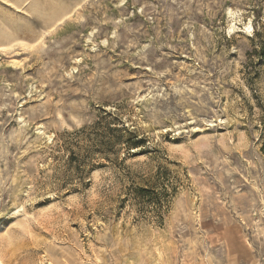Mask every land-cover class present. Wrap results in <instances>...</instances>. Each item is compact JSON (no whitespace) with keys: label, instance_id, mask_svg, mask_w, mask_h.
Segmentation results:
<instances>
[{"label":"rangeland","instance_id":"1","mask_svg":"<svg viewBox=\"0 0 264 264\" xmlns=\"http://www.w3.org/2000/svg\"><path fill=\"white\" fill-rule=\"evenodd\" d=\"M3 44L0 264H264V0L1 2Z\"/></svg>","mask_w":264,"mask_h":264},{"label":"trees","instance_id":"2","mask_svg":"<svg viewBox=\"0 0 264 264\" xmlns=\"http://www.w3.org/2000/svg\"><path fill=\"white\" fill-rule=\"evenodd\" d=\"M258 129L260 131V137H261V147H260V151L262 156L264 157V110L262 111L260 117H259V121H258ZM69 161L71 163H73L74 161H78V157H74V155H71V157L69 158ZM86 161H83L82 159H79V163L77 165L78 170V174H79V178L83 177V171L84 169V165H85ZM95 165L92 163V167H94Z\"/></svg>","mask_w":264,"mask_h":264},{"label":"built area","instance_id":"3","mask_svg":"<svg viewBox=\"0 0 264 264\" xmlns=\"http://www.w3.org/2000/svg\"><path fill=\"white\" fill-rule=\"evenodd\" d=\"M252 217L256 221H263L264 220V209L260 207H254L252 210Z\"/></svg>","mask_w":264,"mask_h":264},{"label":"crops","instance_id":"4","mask_svg":"<svg viewBox=\"0 0 264 264\" xmlns=\"http://www.w3.org/2000/svg\"><path fill=\"white\" fill-rule=\"evenodd\" d=\"M31 0H0V3H6V4H14L17 7H21L23 5H25V3L29 2Z\"/></svg>","mask_w":264,"mask_h":264},{"label":"bare ground","instance_id":"5","mask_svg":"<svg viewBox=\"0 0 264 264\" xmlns=\"http://www.w3.org/2000/svg\"><path fill=\"white\" fill-rule=\"evenodd\" d=\"M7 40H8V39H7ZM11 41H12V40H11ZM11 41H9V42H8V44H9V43H11ZM6 44H7V43H6ZM0 46L4 47V46H5V44H3V45H0Z\"/></svg>","mask_w":264,"mask_h":264}]
</instances>
